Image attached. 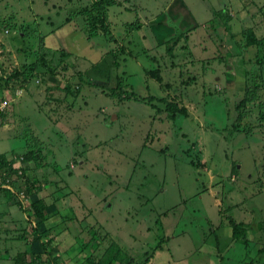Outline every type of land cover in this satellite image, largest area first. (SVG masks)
Masks as SVG:
<instances>
[{
	"label": "rangeland",
	"instance_id": "374dc122",
	"mask_svg": "<svg viewBox=\"0 0 264 264\" xmlns=\"http://www.w3.org/2000/svg\"><path fill=\"white\" fill-rule=\"evenodd\" d=\"M118 1L87 38L90 0H0V76L23 83L0 81V155L47 204L41 221L0 192V264H264V0Z\"/></svg>",
	"mask_w": 264,
	"mask_h": 264
},
{
	"label": "trees",
	"instance_id": "16d2710c",
	"mask_svg": "<svg viewBox=\"0 0 264 264\" xmlns=\"http://www.w3.org/2000/svg\"><path fill=\"white\" fill-rule=\"evenodd\" d=\"M90 1L91 2L88 3L87 8L84 7L80 11H78L79 14H81L84 18V22L86 25L84 27V30L87 34V38H91V37L96 36L97 35L96 29L98 27L103 28V30L106 32L109 31V29H108V24H109L108 23L109 22L108 21L109 20L108 12L112 7L116 6L119 3L118 0H90ZM128 27H129V28H127L128 31L133 32V30H137L136 25L134 27V26H132V24H129ZM28 30H29V28H28ZM23 31H24V29H23ZM24 33H25V31H24ZM40 38L42 40V36ZM251 42H253V41L251 40ZM42 45H43V41H41V43H40V46H42ZM168 50H170V49L168 48ZM111 51H114V50H110L109 53ZM115 53L116 54H113V56H111V58H112L114 64L118 65V64H120V62L118 61V56H119L120 52H115ZM127 54H128V52H127ZM66 55H67V53H65V52H63L61 54L62 57H65ZM29 68L34 70L33 66L28 67L27 69H29ZM30 71L31 70H29V72ZM13 79H15V81L18 82L19 86L23 85L22 82L18 81L19 75H17L16 73L13 76L10 75V78H4L3 79L0 76V81L3 80L5 83H9ZM24 79H25V76H24ZM247 98H248L247 103L255 101L257 99L256 95L253 92L252 93L250 92ZM241 105H242V103H240L238 105V107H240ZM259 109H260V111H259L260 118L264 120V102L259 103ZM165 111L169 114L170 118H174V116H176V115H182V116L187 115V110L184 107H178L176 104L171 103V102H168L165 104ZM241 116H242V114L239 112L237 118H240ZM46 157L47 156H46V153H44V149L43 150L39 149L37 151H32L29 149V151L26 152L20 160H21L22 164L32 162L34 164L35 169H39V168L47 165V162L45 159ZM200 160L201 159L199 158V155H197L193 160L190 161V164L193 167L200 168L201 166L204 165L203 162H202V164L200 163ZM195 161H196V163H194ZM11 164L12 163L10 161L5 159L4 154L0 155V192L4 193V195H5L7 201L9 202L10 205L18 206L19 209L23 210L24 206H23L20 198L15 197L10 190L12 188L14 189L16 184H17V186L18 185L22 186L23 187L22 190H23L25 197L32 199L30 202V208L32 210L33 215L35 216L36 219H39L41 221H45L47 219V214H46L47 204L41 198L33 199V196H35L38 193L37 191L40 188L39 185H36L35 182L30 181L29 179H27L25 177V175H26L25 174V172H26L25 167L20 166L19 168H14ZM228 223H229L230 227L232 228V238L234 241H237L238 236H239V232L241 231V227L229 216H228ZM0 230L5 231V232L7 231L6 228L0 229ZM87 230H88V233H87V231H85V233L87 235L90 234V237L87 240H85L81 236L75 237V240H74L75 244L73 246H75L74 249L76 248L77 252H82L86 248H88L89 246L97 247L96 246L98 244V243H96V237H98L97 233L93 229H90V228ZM31 232L33 234L37 235L38 238H40V239L42 236H47V233H48V232H46V230L43 233H40L35 227L32 228ZM26 235H27L26 231L23 230L21 232H18L17 236L15 235V238H17L18 240L25 241ZM216 238H217V236H216ZM51 242H52L51 239H49L43 245V247L45 248V246L49 245ZM99 243H100V241H99ZM8 248L10 249V247H8ZM8 248L4 247V250L2 252H0V260L5 261V260L10 259L11 253L7 251ZM216 249H217L216 252L218 253V256H219L221 253V248L218 246V247H216ZM26 254H28V253L25 251L18 252L16 256L12 257L13 263L25 264L27 262L24 260L25 257L27 256ZM87 259H88L87 260L88 264H102L101 261L97 260L94 256L93 257L90 256ZM113 261H116L117 263H119L121 261V259L119 257H115L113 259Z\"/></svg>",
	"mask_w": 264,
	"mask_h": 264
},
{
	"label": "built area",
	"instance_id": "2783aa9c",
	"mask_svg": "<svg viewBox=\"0 0 264 264\" xmlns=\"http://www.w3.org/2000/svg\"><path fill=\"white\" fill-rule=\"evenodd\" d=\"M9 104H10V100L8 99H4L0 102V117H1V114L4 112V110L9 107Z\"/></svg>",
	"mask_w": 264,
	"mask_h": 264
},
{
	"label": "clouds",
	"instance_id": "9594fccd",
	"mask_svg": "<svg viewBox=\"0 0 264 264\" xmlns=\"http://www.w3.org/2000/svg\"><path fill=\"white\" fill-rule=\"evenodd\" d=\"M10 104H11V102H10ZM10 104H9V106H10ZM7 108H8V107H7ZM7 108H6V109H7ZM1 115H2V114H1ZM0 119H1V117H0Z\"/></svg>",
	"mask_w": 264,
	"mask_h": 264
}]
</instances>
